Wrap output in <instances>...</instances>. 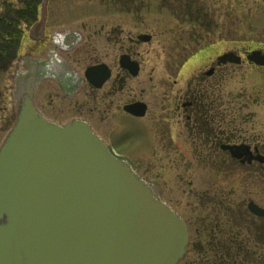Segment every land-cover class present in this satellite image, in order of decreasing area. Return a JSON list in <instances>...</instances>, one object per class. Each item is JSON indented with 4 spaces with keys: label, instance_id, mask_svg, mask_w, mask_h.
Listing matches in <instances>:
<instances>
[{
    "label": "flooded vegetation",
    "instance_id": "flooded-vegetation-1",
    "mask_svg": "<svg viewBox=\"0 0 264 264\" xmlns=\"http://www.w3.org/2000/svg\"><path fill=\"white\" fill-rule=\"evenodd\" d=\"M42 1L0 0V72L23 57L25 71H14L12 79L17 83L25 77L43 86L42 104H34L45 120L86 123L140 177L131 156L138 155L139 166L147 170L152 154L155 176L163 170L173 174V191L154 185L186 228L178 264H264V216L251 210L264 211L259 201L264 197V120L256 119L257 108L264 106V65L247 57L251 50L264 53V47H236L216 55L200 48L175 58L174 76L164 79V84L171 79L165 87L154 79V68L144 79L143 46L155 37L143 29V4L128 8L125 0H98L105 14L50 31L46 8L36 41L31 30ZM159 37L180 43L171 33ZM30 45L38 47L22 56L23 46ZM226 53L234 55V62L219 60ZM146 81L156 87L152 95ZM128 107L143 114L129 113ZM124 118L136 121L148 146L129 150V143L122 142L126 150H116L114 139L125 140L129 132ZM256 180L263 183L259 192Z\"/></svg>",
    "mask_w": 264,
    "mask_h": 264
},
{
    "label": "water",
    "instance_id": "water-1",
    "mask_svg": "<svg viewBox=\"0 0 264 264\" xmlns=\"http://www.w3.org/2000/svg\"><path fill=\"white\" fill-rule=\"evenodd\" d=\"M232 56L219 60L234 62ZM247 57L264 65L261 51ZM34 90L30 81L17 85L16 120L0 146V264H177L186 228L157 189L85 123L44 120Z\"/></svg>",
    "mask_w": 264,
    "mask_h": 264
},
{
    "label": "rangeland",
    "instance_id": "rangeland-1",
    "mask_svg": "<svg viewBox=\"0 0 264 264\" xmlns=\"http://www.w3.org/2000/svg\"><path fill=\"white\" fill-rule=\"evenodd\" d=\"M142 4L144 11L140 13V18L145 22L143 29L155 37L152 43L143 46L144 55L142 59L144 60L145 80L151 68H154V79L158 78L161 84H164V79L168 75L174 76L173 66L175 64L173 65V61L175 60L173 59H184L200 48H209V51L212 52L210 55H216L236 47L248 49L264 47V0H196L195 7L191 10L192 15L184 20L185 22L173 21L168 12L161 9L158 0H146ZM105 12L104 5L100 4L98 0H49L46 31L57 27L72 28L91 20L93 17L103 15ZM159 22L164 24L158 25ZM163 32L171 33L180 43L175 44L166 38L159 37V34ZM30 46L31 48L23 46L20 54L25 56L30 50L38 47ZM22 58L21 60L18 59L7 72L0 73V146L15 121L11 95L15 86L12 73L25 71L21 63ZM193 65L189 66V69L191 67L189 72L195 71L196 67ZM170 81L171 79L164 86L169 87ZM227 85L228 81L226 80L225 87ZM164 86L160 87L163 88ZM145 88L149 95H152L156 87L149 86L146 81ZM42 91L43 86L40 85L34 98L38 106L42 104ZM150 104L152 105V103ZM256 115L258 121L264 120V106L257 108ZM124 119L128 124L129 132L124 135L125 140H120V136L114 139L113 146L116 147V150H126L127 147L122 142L129 143V150L148 146V140L144 133L135 126L136 121L129 118ZM144 120H150V115ZM147 137L150 138L152 135ZM136 156H131L130 160L138 168L142 178L151 183L156 182L162 185L167 191L174 190L175 177L169 171L163 170L162 175L155 176L157 166L150 158L152 154L147 155L150 160L146 165L147 170H144L145 167L142 165L139 166L141 159ZM262 186L263 183L256 180L255 190L259 192ZM259 201L264 203V197L259 198Z\"/></svg>",
    "mask_w": 264,
    "mask_h": 264
},
{
    "label": "trees",
    "instance_id": "trees-1",
    "mask_svg": "<svg viewBox=\"0 0 264 264\" xmlns=\"http://www.w3.org/2000/svg\"><path fill=\"white\" fill-rule=\"evenodd\" d=\"M128 8L137 3L141 6L146 0H125ZM196 0H161L160 6L162 9H166L173 17L177 19L190 18L191 10L195 7Z\"/></svg>",
    "mask_w": 264,
    "mask_h": 264
}]
</instances>
